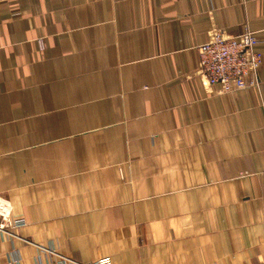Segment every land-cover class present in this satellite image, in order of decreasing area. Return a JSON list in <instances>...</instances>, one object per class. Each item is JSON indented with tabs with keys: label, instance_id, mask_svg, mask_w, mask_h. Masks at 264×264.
<instances>
[{
	"label": "crops",
	"instance_id": "obj_1",
	"mask_svg": "<svg viewBox=\"0 0 264 264\" xmlns=\"http://www.w3.org/2000/svg\"><path fill=\"white\" fill-rule=\"evenodd\" d=\"M217 29L264 53V0H0V264H264V65L207 90Z\"/></svg>",
	"mask_w": 264,
	"mask_h": 264
},
{
	"label": "built area",
	"instance_id": "obj_2",
	"mask_svg": "<svg viewBox=\"0 0 264 264\" xmlns=\"http://www.w3.org/2000/svg\"><path fill=\"white\" fill-rule=\"evenodd\" d=\"M209 41L199 50L198 75L206 89L220 87L218 94H230L236 90L260 88V72L264 65V53L258 50L260 40L254 31L245 30L239 36L229 37L217 29L210 32ZM39 48H45L44 39ZM10 205L0 196V233L9 239L20 238L14 230L28 225L25 218H13ZM21 239V238H20ZM29 244L28 240L22 239ZM48 253L51 264H111L109 259L100 258L92 263H82L61 255L52 249H43ZM14 258L7 264H21Z\"/></svg>",
	"mask_w": 264,
	"mask_h": 264
}]
</instances>
